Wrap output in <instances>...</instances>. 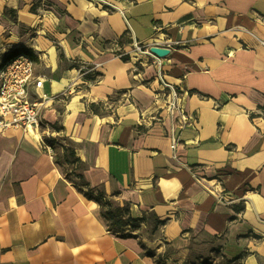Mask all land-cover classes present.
<instances>
[{"label": "crops", "instance_id": "crops-1", "mask_svg": "<svg viewBox=\"0 0 264 264\" xmlns=\"http://www.w3.org/2000/svg\"><path fill=\"white\" fill-rule=\"evenodd\" d=\"M108 1L41 0L32 264H196L213 241L264 264V0ZM127 35L170 44L159 71L193 124L180 127L159 76L122 58ZM40 135L74 148L91 187L140 227L110 230ZM195 172L239 201L219 203Z\"/></svg>", "mask_w": 264, "mask_h": 264}, {"label": "trees", "instance_id": "trees-1", "mask_svg": "<svg viewBox=\"0 0 264 264\" xmlns=\"http://www.w3.org/2000/svg\"><path fill=\"white\" fill-rule=\"evenodd\" d=\"M127 42L132 43V40L130 39ZM122 58L125 59V57ZM92 107L94 111H97V107L94 104ZM53 128L60 130L61 127L54 124ZM45 141L48 145L53 147L56 153L58 152L57 162L63 164L66 177L70 179L86 197L95 199L101 204L102 215L108 221L110 230L118 233L122 237H126L128 235L126 234L127 227L133 230L140 227L144 218H133L129 206H114L112 202L106 198L104 192L96 191L91 187L82 172L86 169V164L77 156L74 148L67 146L57 137H46ZM58 149H60V151ZM148 253L153 254L152 251H148ZM159 264H166L161 256H159Z\"/></svg>", "mask_w": 264, "mask_h": 264}, {"label": "built area", "instance_id": "built-area-1", "mask_svg": "<svg viewBox=\"0 0 264 264\" xmlns=\"http://www.w3.org/2000/svg\"><path fill=\"white\" fill-rule=\"evenodd\" d=\"M91 1L101 3L105 6H107L108 8H115V5L112 4L111 2H109L108 0H91ZM134 45L139 50L145 49L146 50L145 52H147L150 56L155 58L156 62L160 65V68L162 67L161 58H159L158 56H156L155 54L150 52V46H164L167 48L171 47L170 44H168L167 42L164 44V43L159 42V41H156L152 44H146V45L139 43V42H134ZM158 76H159L160 80L164 83L165 88H169L171 90V92H173V94L171 93V95L168 99V109L170 110L172 115L176 114L178 116L180 127H183L186 124L187 125L193 124L194 116L192 114L188 113L185 110V108L183 107L181 95L177 91L178 89L174 85L166 82L164 73L161 70L159 71ZM42 84H43V80L38 79V87L39 88L42 86ZM46 98H47V94H44L43 96L38 95V100H37V128H36V132L38 134H39V130L43 124V121H42V105H43V102ZM39 139H40V142L43 144V146L48 151H50L51 153H54L53 147L48 145L41 135L39 136ZM178 142H179L178 138L173 132L172 143H171V148L173 151L176 150ZM174 157L177 158V155L174 154ZM194 176H195L196 181L198 183H200L202 186H204L206 189H208V191L216 197V199L219 203L225 202V203L233 204V203L239 201L238 198L232 192H225V190L219 189L216 184L213 186L206 184V182H207L206 179L203 176L198 175V173L195 172Z\"/></svg>", "mask_w": 264, "mask_h": 264}, {"label": "rangeland", "instance_id": "rangeland-1", "mask_svg": "<svg viewBox=\"0 0 264 264\" xmlns=\"http://www.w3.org/2000/svg\"><path fill=\"white\" fill-rule=\"evenodd\" d=\"M130 39L132 40L130 35H127L125 42L122 45V49L119 50V53H121L122 57H125V60L127 61L131 60V57L137 60L135 71L144 72L147 78L146 82H151L158 79L160 65L157 62H154L155 58L145 52V49L139 50L133 43L127 42ZM164 91L166 92L165 97L168 100L171 93L173 94V92H171L169 88L164 89ZM58 150L60 151V149ZM195 255L196 257L194 262L196 264H245L242 257L234 258L232 260L223 258L221 246H219L214 241L206 248L197 251Z\"/></svg>", "mask_w": 264, "mask_h": 264}, {"label": "water", "instance_id": "water-1", "mask_svg": "<svg viewBox=\"0 0 264 264\" xmlns=\"http://www.w3.org/2000/svg\"><path fill=\"white\" fill-rule=\"evenodd\" d=\"M150 52L159 58H165L171 53V49L164 46H150Z\"/></svg>", "mask_w": 264, "mask_h": 264}]
</instances>
